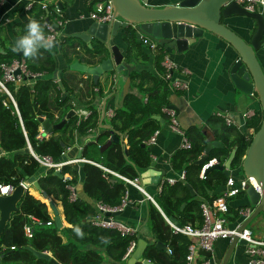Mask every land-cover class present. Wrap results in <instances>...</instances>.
Here are the masks:
<instances>
[{"label": "trees", "instance_id": "obj_1", "mask_svg": "<svg viewBox=\"0 0 264 264\" xmlns=\"http://www.w3.org/2000/svg\"><path fill=\"white\" fill-rule=\"evenodd\" d=\"M34 1L28 13L41 23L46 34L47 29L43 21L47 18L53 22V18L56 17L55 12H52L51 5L48 3L45 8L41 7L40 2L43 0ZM42 14L45 16L42 17ZM60 26L58 25V29ZM18 29L16 39L25 33L23 26L19 25ZM121 34L126 45L125 59L132 57L134 60H146L147 53L141 50V40H135L132 29L125 27ZM75 41L76 39L73 37L61 36L59 42L60 52L65 58V65L59 73L60 82L66 93L63 98L60 88L51 75L56 71L53 56L41 49L37 59L29 60L20 52V56L25 60L26 68L31 72H39L40 75L35 76L30 85L20 83L14 86L11 82L6 83V87L15 100L22 127L12 105L9 102L7 106L1 103L5 94L0 90V148L5 151V154L0 156V181H11L15 184L20 178L34 174L40 189L47 194L46 197H43L35 190L29 189L22 195L17 204L18 214L10 220L11 224H18L19 227L27 213L36 216L42 222L49 219L51 214L49 201H53L52 197L59 201L63 218L69 224L60 228L65 239L63 240L56 233L57 228L52 223L49 227L37 230L31 238V242L38 247L49 249L57 261L62 264H122L125 258L123 254L129 241L135 240L134 233H123L114 227L94 225L91 223V217L96 211L94 206L96 201L107 206L117 205L124 193L126 182L109 173L103 176L102 170L98 166L85 161L63 165L59 171L61 174L69 173L70 177L66 180L62 179V176L58 177L53 174V169L50 168L38 175L39 173L36 172L38 164L28 153L13 154V151L25 147L22 128L32 149L37 153L48 154L53 159L61 154L65 146L74 143L78 137L86 135L93 129L95 133L81 145L80 156L98 161L128 178L138 177V169L145 165L149 159L146 148L141 144L156 127V120L152 118V114H158L167 119V114L161 110L162 106L169 104V86L167 80L162 76L164 68L161 65V59L164 50L157 44L153 56L155 73L146 69L129 72V87L124 95L123 104L114 108L108 118L107 126H98L97 111L92 104H88L89 113L84 118L71 115L59 129H52L49 134L36 137L39 124L38 116L46 117L51 123H54L67 109L72 107L71 96L81 95V89L77 87V82L84 81V79L74 78L68 74L76 70L68 65L80 58L76 51ZM0 45V62H9L12 58L17 57L16 52H13L9 45L1 43ZM86 52V60L78 62L86 65L94 64L103 55L102 44L97 41L93 47H86ZM45 74L49 75L44 77ZM66 78H70V81L75 79L74 84L69 86ZM85 80L87 81V79ZM96 84L89 77L87 88L98 86L96 87L98 95L112 91L111 83L104 82V86L106 84L108 86L103 89L99 83ZM260 115L259 112L250 116L246 121V126L251 125L255 131L261 119ZM211 120L209 119L208 122ZM213 121L215 122L213 123V138L218 139L222 145L210 148L206 158L213 156L218 163H221L234 145L230 167H238L250 140L249 135H244L232 125L225 124L221 118L213 119ZM191 130L182 129L190 146L188 148L180 146L176 149L170 155L169 163L174 171L184 170L182 180L194 189L195 195H189L183 182L176 179L173 183L163 181L159 192L153 197L160 209L149 202V228L157 239L148 243L142 254L158 264H161L157 259L158 254L162 257L164 264H184L187 244L191 240L186 235L172 231L161 211L167 217H172L178 224L190 223L198 226L202 219L199 207L200 198L204 196L210 198L208 192L218 182L226 178L219 169L208 170L204 173V177H198L200 163L197 164L193 161L200 155L207 138L200 129ZM111 135L119 137L120 140H112L103 149H100V144L106 142ZM229 135L231 138L227 139ZM124 144H126V154L123 151ZM137 155L143 159L141 166L136 158ZM78 167L82 173L81 187L86 199L76 195L73 200H70L65 183L76 181ZM241 193H244L243 190H239L236 194L240 195ZM182 202H185V205L180 208ZM53 203L57 206L58 202L53 201ZM238 207L232 208L228 204L226 212L228 220L238 218ZM77 228L80 229V235L76 232ZM103 237L108 238L109 242L106 243ZM5 240L8 244L14 241L18 242L7 237ZM156 240L168 243L166 248L169 251L166 248L165 250L155 247ZM193 264H201V260L196 258Z\"/></svg>", "mask_w": 264, "mask_h": 264}, {"label": "crops", "instance_id": "obj_2", "mask_svg": "<svg viewBox=\"0 0 264 264\" xmlns=\"http://www.w3.org/2000/svg\"><path fill=\"white\" fill-rule=\"evenodd\" d=\"M25 1L26 0H0V43L2 45L4 44L12 47L16 40V34L19 32V25L23 26L25 30V26L29 22V20L33 18L36 19L28 13L29 9H22V4ZM57 1L58 4H56ZM144 1L146 5L158 7L163 4L176 3L179 0ZM41 2L44 3L45 6L47 3L50 4L53 13V8L55 6L59 8L57 16L62 18V24L59 28L58 36L55 38L54 42L55 48L53 51L55 55H52L56 71L57 69L60 70L65 65V58L62 56L59 48L61 36L73 37L76 39V51L80 56V58L77 60L80 62H84L87 56L86 47H93L97 42V39L94 35L88 33L91 36L90 39L83 40L82 38L78 37L77 34L82 32L87 33V29L95 22L88 16V11L92 8L93 0H43ZM262 11L264 14V10ZM221 21L243 39H247L249 37V34L254 29V21L250 16L247 15L230 14L227 17L221 18ZM111 39L113 43L120 48L122 55L125 56L126 45L122 38L120 28H118ZM190 40L191 42L188 43L186 48L181 51L172 50L171 52H167L163 48L164 53H167L177 66V72H174V76L185 79L187 81V86L184 90H173L169 88L168 92L169 104H172L174 106L173 109L176 113L178 127L183 130L200 129L201 133L205 136V138H207L206 142L210 140H217L220 143L219 146H221V142L218 139L213 138L212 134L213 123H215L213 119L221 118L215 115V111H220L226 113L232 118L233 122L230 125H232L240 133L244 135H250L253 132V127L251 125L246 126V121L250 116L256 113L260 112L261 114V109L259 101L255 97V93H252V95L254 96L253 98H248L234 86L228 75V67L232 59L236 56L234 48L225 39L209 31H204L200 36L191 38ZM140 48L142 51L147 53L146 60H134L132 57H129L125 59V61L128 64L133 65V69L131 70L139 71L141 69H146L152 73H155L156 70L154 67L153 56L156 50L145 45L142 42ZM255 54L264 73V48H258L255 51ZM183 68L186 70V72L179 73L178 70ZM68 74L72 75L74 78L81 77L82 79H84V81L79 80L77 82V87L81 89V95L71 96L72 108L75 110L74 115L78 117L79 111L89 110L87 109V105L92 104L97 111V123L98 121H100V123L104 126L107 125L108 118L111 116L108 114V112H113L114 108H116L114 106V96L112 93L113 91H119V93L121 92L125 74L119 71L114 74V79L113 71H108L101 74L98 77L96 85H98L99 83V86L102 87V89L105 87L107 88V84L104 86V82H106L108 84L111 83L112 87V91L110 93L107 92L103 95L97 94L96 87L98 86L87 88V82L90 77L89 74L79 70H75V72L71 71ZM48 75L49 74H45L43 76L45 77ZM51 75L54 77V80H56L55 71ZM66 75L65 77H67ZM85 79H87V81ZM66 80L69 86L73 85L75 82V79H71L70 81V78H66ZM128 87L129 83L126 92L128 91ZM119 97L120 96H118V99ZM103 99L104 111L101 116V105ZM123 99L124 96L121 99V106L123 104ZM155 115L157 116V118L154 117ZM152 118L156 120V127L154 130H157V132L152 143H146L145 139L141 144V146H144L146 148L147 156L149 159L145 165H142V157L138 155L136 156L140 166L142 165L138 169L139 174L138 177H136V182L139 185H142L143 191L154 197L159 192V190L157 189V184L160 178H162L163 176H176L179 171H174L170 167L169 158L176 149L180 148L181 135L180 133L170 128L167 119L160 117L158 114H152ZM209 119L212 120L208 122ZM93 133H95V131L92 129L87 132L86 135L78 137L74 143L65 146L63 149L66 157H76L80 153L79 151L83 142ZM47 134L49 133H44L42 135ZM229 138H231V135H229L227 139ZM123 141L125 142V139H123ZM103 144H100V149H103L105 147L102 146ZM125 145L126 144H124L123 151L125 149ZM232 147L235 148L234 145ZM124 153L126 154V150L124 151ZM150 163H152V165H150ZM229 168L231 173L228 176H225L226 178L223 181L218 182V184H216L212 188V190L208 192L210 198L205 196L201 197V202H211L216 194L223 191L227 187L226 180L228 177L233 179L234 184H237L238 180L241 179V177L238 178L237 176L232 174V172H234V174L235 172H237V168L230 167V165ZM141 172H144V175H140ZM40 174L41 173H39L38 175ZM81 180L82 173L78 167L77 178L76 181L73 182L75 192L77 196L86 199V196L82 192ZM125 191L126 203L123 205L120 212L117 215L113 216L126 226L130 227V229H132L135 235V244L137 243V241L143 242V249L139 258H146L142 254L144 248L148 243L154 241V239H157L153 236L148 223L149 202L151 201L149 199H146L143 192L133 184L126 182ZM193 195H195V191ZM52 199L53 201L58 202L56 208L60 221V227H56V233L59 234L64 240V235L61 233V230L58 229L69 224L63 218L59 201L55 200L53 197ZM182 203V206H184L185 202ZM228 204L230 207L236 208L238 206L247 204V199L244 193H241L240 195L234 194L228 197ZM154 205L158 209H160L156 202ZM182 206L180 204V208ZM161 213L162 216L165 215L162 211ZM49 217L53 220L52 211ZM234 222L235 220H228L229 225H232ZM52 225L54 226L53 221ZM250 230L254 236L264 238V229L261 231H253L250 228ZM228 242L229 238L227 237H217L213 241L210 253V260L212 264H216V261L221 259L228 245ZM163 244L165 248L166 246H168V243L166 242H163ZM48 253L53 256L50 250L48 251ZM127 257L128 255L125 256L122 264H125V260L127 259ZM161 258L162 257H160V254H158L157 259L159 260V262H161V264H164V261ZM197 258L200 259L199 256ZM140 259L135 260L133 264L141 263ZM146 259L151 261L153 264H158L153 260H150L148 258ZM226 264H247V256L243 251V244H235L230 252Z\"/></svg>", "mask_w": 264, "mask_h": 264}, {"label": "water", "instance_id": "obj_3", "mask_svg": "<svg viewBox=\"0 0 264 264\" xmlns=\"http://www.w3.org/2000/svg\"><path fill=\"white\" fill-rule=\"evenodd\" d=\"M58 4V1L56 2ZM112 19L108 22H94L88 29L87 33H78L77 36L83 40H89L90 34L94 35L98 42L102 44V57L94 64H81L78 61L71 62L68 66L72 69L84 71L89 74L93 83H96L98 77L108 71H113L114 74L121 71L125 74V79L122 83L121 92L113 91L114 106H121V99L125 95L129 83V72L133 69L132 64L125 61L124 55L113 41L112 36L120 28L121 33L123 28H130L136 41H139L142 36H146L157 42L167 52L172 50H184L191 38L200 36L204 31L213 32L234 48L236 56L232 59L228 67V75L234 86L248 98H253L252 93H255L261 109V120L255 131L249 137L250 140L246 146L245 152L240 160L237 171L242 172V177L253 176L259 192L254 189L250 183H246L243 192L247 199V204L251 208L250 213L240 222L238 230L246 226L254 217L259 216L264 223V73L260 67L255 51L264 48V14L262 10H246L234 0H179L176 3L163 4L155 7L146 5L144 0H111ZM230 14H242L250 16L254 21V29L249 34L247 39H243L232 29L227 27L221 18L227 17ZM90 33V34H88ZM55 42V38H52ZM16 56H20V52H16ZM14 73L18 72L15 68ZM60 70L55 71L56 84L62 91V98L66 95L59 79ZM40 75V74H39ZM37 75V76H39ZM29 78V77H28ZM118 96L119 99H118ZM172 109L174 106L168 104ZM104 111V99L101 105V116ZM175 111V110H174ZM75 110L71 107L67 109L58 121L51 123L48 118L38 116V121L44 133H50L52 129H59L66 120L74 115ZM157 118V116H154ZM98 126L103 125L98 121ZM120 140L119 137L111 135V137L102 146H105L110 141ZM217 140L207 141L199 157L193 162L202 163L208 154L211 147L219 146ZM125 151V149H124ZM14 153H28V149L23 147L13 151ZM234 153V147L231 148L227 158L222 163H213L205 169V172L211 169H219L225 176H228L230 160ZM79 155V154H78ZM66 158L64 153L60 154L56 160ZM152 165V163H150ZM144 172H141L142 175ZM53 174L61 177L58 169H53ZM144 175V174H143ZM26 181L31 183L43 197L47 194L40 189L37 177L31 174L25 177ZM183 182L182 179H179ZM183 184L188 189L190 195L194 194L193 189L187 182ZM142 187V185H140ZM24 194V189L20 183H16L8 194H0V224L6 223L9 220L10 214L18 211V201ZM49 206L53 214V223L55 227H60L58 212L53 201H49ZM183 203H181V206ZM120 210L106 211L105 214L117 215ZM174 221L172 217H168ZM175 222V221H174ZM178 224V222H175ZM244 239L237 238L233 235L228 242V245L220 260L216 264H226L232 248L235 244H244ZM155 247L164 249L162 242L156 240ZM29 248V247H28ZM37 259L48 261L50 264H62L53 256L44 251L34 250L29 248ZM143 242L137 241L134 249L128 254L125 264H133L135 260H139ZM198 254L209 256L211 251L197 248ZM141 263L153 264L146 258H141Z\"/></svg>", "mask_w": 264, "mask_h": 264}, {"label": "built area", "instance_id": "obj_4", "mask_svg": "<svg viewBox=\"0 0 264 264\" xmlns=\"http://www.w3.org/2000/svg\"><path fill=\"white\" fill-rule=\"evenodd\" d=\"M235 2L242 5L246 10H264V2L262 0H234ZM34 0H26L22 4L23 10H28ZM41 7H45V4L40 2ZM56 17L53 18V22L49 21L47 18L43 21L45 28L47 29L46 36L50 38H56L58 36V25L62 24V19L57 16L59 12V8L56 6L53 8ZM45 16L42 14V17ZM88 16L92 18L96 22H108L112 17V6L111 0H93L92 8L88 11ZM141 42L145 45L155 49L157 47V42L151 40L146 36H142L140 38ZM161 65L164 68L162 76L167 80L168 86L173 90H184L187 86V81L185 79L174 76V72H177V66L174 61L168 56L167 53L163 52ZM17 68L18 72L14 73V69ZM179 73L186 72V70L179 69ZM39 72H31L26 68L25 60L23 57H15L12 58L9 62H0V90L5 94V98L1 100V103L4 106H7L9 102L21 125V120L18 114V110L16 107L15 100L6 87L7 82H11L14 86H17L20 83L31 84L33 83V78L39 75ZM29 77V78H28ZM30 79V80H26ZM161 110L167 114V121L170 128L181 135V143L180 146L183 148H188L190 146L189 141L185 138L182 133V129L178 127L176 120V113L174 109L171 107L162 106ZM89 113V110H81L78 112V117L84 118ZM109 115L112 112H108ZM215 115L221 117L225 124H231L233 122L232 118L228 116L224 112L215 111ZM40 124V122H39ZM37 126V134L36 137H40L43 134V130L41 125ZM22 127V125H21ZM157 130H154L145 140L146 143H152L155 138ZM22 133L25 140V147L28 149V154L37 162L38 166L46 169H58L65 164H73L78 162H90L96 166H98L102 170V175L105 176L106 173H109L113 176L121 178L124 182L133 184L140 191L143 192L146 199H149L151 202H154L153 197L147 192L142 190V187L136 182V177L128 178L124 175L119 174L118 172L109 169L108 167L102 165L98 161H94L91 159H87L83 156L77 155L72 158H65L63 160L53 159L48 154L37 153L35 152L25 134L24 129L22 128ZM64 153V149L61 151V154ZM5 151L0 148V156L4 155ZM215 157H208L202 163H200V167L198 170V177H204L205 169L213 163H216ZM44 173V172H43ZM42 174V173H41ZM184 175V170L180 169L176 176H163L160 178L157 189L160 190L161 183L163 181L168 183H173L176 179H182ZM62 179H69V173L63 172L61 174ZM16 183H20L24 189V192L29 191V182L26 181L25 178H20ZM15 183V184H16ZM246 183H250L256 191L259 192V188L256 185V182L253 176H245L238 180L237 184L233 183V179L228 177L226 180L227 187L216 194L211 202L202 201L199 203L200 213H201V223L198 226L191 225L190 223L176 224L174 221L170 220L167 216L163 215L165 221L169 224L172 231L179 232L183 235H186L191 240L187 244V253L185 254V262L184 264H193L195 259L199 256L201 260V264H212L210 260V255H199L196 250L197 248H201L203 250L211 251L212 243L217 237H227L231 238L233 235H236L237 238L244 239L245 243L243 244V251L247 256V264H264V238L256 237L252 234L250 228L246 225L243 226L240 230H238V226L240 222L250 213L251 208L249 205L240 206L237 209L238 218L232 225L228 224V218L226 217V212L228 210V197L236 194L239 190H243ZM13 182H2L0 181V194H8L13 186L15 185ZM65 187L68 189V199L73 200L76 197L74 183H65ZM126 203V191L120 199V202L115 206H107L98 201L94 203L95 213L91 217V223L98 226L103 227H114L123 233H133L130 227L123 224L121 221L117 220L111 214H105L106 211H114L121 210L123 205ZM24 220L22 222L21 228L24 232V235L30 236L32 228L41 223V221L34 215L27 213L24 215ZM52 218H49L42 223L51 224ZM135 244L134 240H130L123 256H127L133 249ZM169 251L168 248H166Z\"/></svg>", "mask_w": 264, "mask_h": 264}, {"label": "flooded vegetation", "instance_id": "obj_5", "mask_svg": "<svg viewBox=\"0 0 264 264\" xmlns=\"http://www.w3.org/2000/svg\"><path fill=\"white\" fill-rule=\"evenodd\" d=\"M17 214L18 211L10 214L9 220L4 225L0 224V264H50L46 260L37 259L29 248L48 253L49 249L38 247L35 243L31 242V238L37 230L43 227H49L51 224H44L41 221V223L36 224L32 228L31 235L26 236L21 226L19 227L18 224L10 223V220ZM5 237L15 239L18 242L14 241L8 244ZM27 254L31 255L32 258Z\"/></svg>", "mask_w": 264, "mask_h": 264}, {"label": "clouds", "instance_id": "obj_6", "mask_svg": "<svg viewBox=\"0 0 264 264\" xmlns=\"http://www.w3.org/2000/svg\"><path fill=\"white\" fill-rule=\"evenodd\" d=\"M54 48L55 44L52 38L45 35L44 27L38 20L33 18L26 24L25 33L15 40L11 50L13 52H22L26 59L35 60L39 57L41 49L51 55H55ZM76 232L80 235L79 228L76 229ZM103 239L106 243L109 242L108 238L103 237Z\"/></svg>", "mask_w": 264, "mask_h": 264}, {"label": "rangeland", "instance_id": "obj_7", "mask_svg": "<svg viewBox=\"0 0 264 264\" xmlns=\"http://www.w3.org/2000/svg\"><path fill=\"white\" fill-rule=\"evenodd\" d=\"M45 171V169L43 168V167H41V166H38L37 167V170H36V172L37 173H43ZM229 171H230V168H229ZM231 173V172H230ZM229 173V174H230ZM232 174L233 175H235V176H237L238 178H240V177H242V172L241 171H237V172H235V174H234V172H232ZM29 187V189L30 190H35L37 193H40V191L39 190H37L32 184H29L28 185ZM247 226H249L253 231H261V230H263L264 229V223H262V220L260 219V217L259 216H256V217H254L248 224H247ZM58 230H60V229H58ZM28 255V254H27ZM30 258H32V256L31 255H28Z\"/></svg>", "mask_w": 264, "mask_h": 264}]
</instances>
